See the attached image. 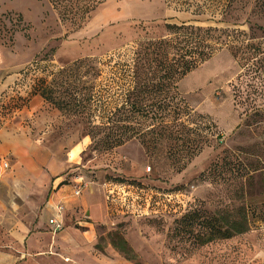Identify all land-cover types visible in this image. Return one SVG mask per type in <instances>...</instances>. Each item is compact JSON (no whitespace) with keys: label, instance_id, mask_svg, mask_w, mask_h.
<instances>
[{"label":"rangeland","instance_id":"rangeland-1","mask_svg":"<svg viewBox=\"0 0 264 264\" xmlns=\"http://www.w3.org/2000/svg\"><path fill=\"white\" fill-rule=\"evenodd\" d=\"M240 8L224 19L229 25L236 20L243 31L235 44L236 57L228 39L227 45L177 85L192 111L183 122L197 120L203 136L211 124L214 135L208 146L203 144L201 152L191 160L186 158L182 166L171 156L169 144L149 154L137 140L111 151L93 149L89 127L119 99L126 67L139 44L166 36V24H223L175 12L165 0H107L76 28L62 22L48 0H0V83L13 73L22 74L23 68L28 67L27 77L21 80L28 83L34 75H44L47 66L56 68L39 95L46 106V120L54 121L51 130L58 138L89 141L77 164L61 170L59 186L68 187L69 194L79 177L93 184L79 198L64 201L65 230L57 235L46 227H35L39 211L31 214L23 199L15 198L20 209L16 226L25 235L18 257L9 264H264V54L259 53L264 52V32L249 31L246 23L249 19L251 25L264 28V0H254L243 11ZM248 43L259 46V52L246 51ZM31 66L37 70L29 78ZM11 97L0 94L2 100ZM47 125L41 132H47ZM14 129L9 131L10 138H0V164H8V170L0 173L5 175L19 163L14 152H26L21 167L37 178L41 175L42 183L41 195L28 198L43 203L56 193L57 185L47 176L51 159L45 160V154L50 158L57 154L60 164L71 147L52 140L33 143L24 131ZM145 141L150 143L148 137ZM119 177L162 191L149 197L162 210L151 206L140 212L138 200L123 207L122 203L110 206L105 199L109 213L93 219L75 204L90 196L103 207L99 186ZM178 189L186 195L174 193ZM193 212L203 216L182 232L191 224ZM213 215L228 221L245 216L249 230L229 240L202 244L208 233L204 221ZM86 222L91 226L83 225Z\"/></svg>","mask_w":264,"mask_h":264},{"label":"trees","instance_id":"trees-1","mask_svg":"<svg viewBox=\"0 0 264 264\" xmlns=\"http://www.w3.org/2000/svg\"><path fill=\"white\" fill-rule=\"evenodd\" d=\"M106 1L48 0V3L62 22L80 28ZM253 1L201 0L200 3L193 4L189 0H165L166 6L175 12L188 13L193 17H206L208 22L223 24L224 27H198L187 22L179 25L166 24L164 25L166 36L139 44L138 49L133 53L131 64L126 67L119 99L111 109L101 111L103 115L100 116L97 124L89 127L93 149L111 151L131 140H137L144 147L146 154H149L153 153L152 150H156L157 147L169 144V149L173 152L171 156L174 157L177 165L183 166L187 162L186 158L191 160L201 152L203 144L208 146L209 137L214 136L210 134L212 125H208L206 129L208 133L203 136L204 129L197 120L192 119L188 122L189 124L183 122V118L188 119L192 111L179 95L177 85L186 75L196 70L227 45L228 39L232 45L231 54L236 57L238 47L235 44H238L237 37L243 34V31L237 28L240 24L236 20L229 25L227 22L224 23V19L235 13L239 5L240 11H243L252 6ZM246 23L249 24V31L255 28L264 32V28L251 25L249 19ZM245 49L248 52H259V46L252 43L246 44ZM259 53L264 54L261 50ZM27 69L28 67L21 69L22 74L19 71L16 80L7 86V91L13 94L11 99H0V111L3 115L8 114V108L5 105L24 106L31 97L41 95L45 90L44 86L52 81L48 79L49 76L56 70L53 66H47L46 70H42L44 75L37 78L34 75L36 66H31L29 78L34 75L33 81L27 82L28 91L23 92L20 89L25 82L21 78L27 77ZM1 101L5 103L1 104ZM146 137L150 139V143L145 141ZM150 144L154 147L150 148ZM107 182L129 187L138 197L137 202L141 204L149 197H155L157 193L162 192L154 189L153 186L143 185L135 179L119 177L108 179ZM174 193L186 195L180 189ZM151 199L153 198L149 200ZM154 201L155 198L152 202ZM108 203L110 206L113 205ZM202 216L200 212H193L190 218L191 224H187L182 232L190 229ZM214 217L215 215L209 216L204 221L208 233L202 239V244L216 240H229L249 230L245 216L238 221H228L224 216L219 220Z\"/></svg>","mask_w":264,"mask_h":264},{"label":"crops","instance_id":"crops-1","mask_svg":"<svg viewBox=\"0 0 264 264\" xmlns=\"http://www.w3.org/2000/svg\"><path fill=\"white\" fill-rule=\"evenodd\" d=\"M53 63L56 65L58 64L56 61H53ZM14 80H16V73H13V75L7 77L3 82H1L0 94L5 90L7 91V86L12 84ZM7 94H10V92L7 91ZM7 112V115H3L2 111H0V138L6 139L7 136L10 138L12 133L9 131H14V128H18L22 130V132L24 131L26 134L25 137L33 141V143L52 140L53 142L66 143L71 148L66 155L67 157L63 160V162H60V164L58 162L60 157L57 154H53L54 156L52 158H50L48 154H45V160L51 159V162H49V173L47 172V176L54 179L52 182L53 185L55 183H57V185L54 188L56 193L43 203L35 202L34 200H30L28 198L29 196H32L36 199V197L41 195L39 193L42 191V187L40 186L42 183L41 175H38L37 178V175L35 176L32 171L21 167L23 166V161L27 158L28 154H26V152L24 154L22 151L20 154H17L18 152H14L13 154L16 157L15 159L19 158V163L10 166L9 171H7L5 175L2 176L0 173V264H9V260H16L18 257L17 250H19L20 246L19 242L24 237L23 235H25V231L19 230L16 226L18 224V213L20 212V209L16 205L15 198L20 200L23 199L25 206L31 214H38L39 211L40 214L38 220H36L35 227L36 225L40 228L46 227L47 230L51 232L49 221L53 218H57L58 220H61L63 224V230L57 234L64 232L66 225V211L64 205L66 203H64V201L67 202V197L79 198L81 193L78 196H75V187L68 194V187L65 185L59 186L62 182L61 177H59V173L61 170H65L71 165L73 166V164H77L80 153L89 142L87 138L76 140L74 136H63L58 138V134H54L51 130L52 127L55 126L54 121L46 120V106L43 104L39 95L31 97L24 106H20L17 110L13 111L12 108H10ZM44 125H47L48 128L46 133L41 132L43 131ZM7 127L8 130L6 129ZM50 130L52 131L51 133ZM16 148L20 149V147ZM16 151H18V149ZM4 164L7 165V168L3 167ZM6 170H8V164L6 162H1L0 172ZM74 181L76 186L78 184H83V189L87 190L89 189V186L91 187V185H93L81 177ZM98 185L100 184L98 183ZM99 191L102 197L103 207L90 196H87L75 203L84 208V212L89 218L98 219L109 213V209L105 203V191L103 185L99 186ZM58 205L63 207V212L60 217H58L56 211ZM79 224L81 225L82 223ZM2 225L4 226L2 227ZM83 225H86V227L91 226L88 222ZM11 257L13 259H10Z\"/></svg>","mask_w":264,"mask_h":264},{"label":"built area","instance_id":"built-area-1","mask_svg":"<svg viewBox=\"0 0 264 264\" xmlns=\"http://www.w3.org/2000/svg\"><path fill=\"white\" fill-rule=\"evenodd\" d=\"M28 88L29 87L27 85V82H25L22 89L24 91H28ZM21 104L23 105L24 103H21ZM5 107L8 108V110L12 108V110L15 111L20 106L5 105ZM3 167L7 168V165L4 164ZM83 187H84L83 184H78L75 188L74 195L78 196L81 193ZM103 187L105 191L106 201L112 204L122 203L123 207H125L126 203H130V202L134 203L136 200H138V197L135 196L131 192V189L127 186H121V185H116L114 183L106 182L103 185ZM154 202H151L149 199L142 202V204L141 202L140 203L138 202V208L140 209V212L141 210L142 212L148 211V209H151V206H157L158 210H161L160 208L162 206L158 202H155V203ZM56 211H57L58 217H60L61 213L63 212V207L61 205H58L56 208ZM49 226L51 227V232L53 234H57L63 230L62 221L58 220L57 218L51 219L49 221Z\"/></svg>","mask_w":264,"mask_h":264}]
</instances>
